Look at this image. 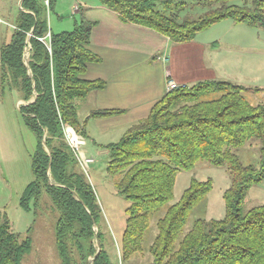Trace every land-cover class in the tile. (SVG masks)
<instances>
[{"label": "trees", "instance_id": "trees-1", "mask_svg": "<svg viewBox=\"0 0 264 264\" xmlns=\"http://www.w3.org/2000/svg\"><path fill=\"white\" fill-rule=\"evenodd\" d=\"M57 0H24L9 40L0 48V81L30 102L20 108L37 136L33 155L34 180L21 196L30 211L45 191L59 211L56 239L61 264H120L104 246L103 215L98 197L80 161L65 138L72 127L83 139L77 102L106 81L86 77L88 64L101 58L91 49L97 22L81 9L75 29L50 28L49 14ZM206 8L198 17L179 20L187 0H100L125 23L147 26L174 42H188L224 19L264 27V0H194ZM162 6V7H160ZM182 9V10H181ZM30 48L28 64L26 49ZM264 90L227 80H206L167 91L150 114L133 123L118 142L109 143L108 172L130 205L121 241L122 261L143 251L152 216L174 198L179 170H192L200 160L227 165L231 186L225 191L226 214L221 219L198 218L185 232L193 208L212 190L213 182L192 178L181 198L167 206L157 221L150 246L151 264H264V204L243 212L251 185L264 180V104H253L247 93ZM117 110H97L104 117ZM50 152L44 147V136ZM250 140L260 142V164H243L233 150ZM86 145V144H85ZM84 150V148H83ZM51 178L53 182L51 183ZM78 195V198L76 197ZM4 218V220H3ZM101 251L97 254L94 240ZM32 239L21 240L0 211V264H23Z\"/></svg>", "mask_w": 264, "mask_h": 264}, {"label": "rangeland", "instance_id": "rangeland-1", "mask_svg": "<svg viewBox=\"0 0 264 264\" xmlns=\"http://www.w3.org/2000/svg\"><path fill=\"white\" fill-rule=\"evenodd\" d=\"M47 1L48 4L49 0ZM75 1L79 5L86 3L93 6L101 3L100 0H57L54 9L49 14L50 28L53 32L71 31L78 25L81 12L73 8ZM3 4L9 5V8H0V48L4 40L10 39L13 32L11 25L14 24L21 10L18 0H0V5ZM205 9L203 4L187 0L182 11L175 9L172 12L178 14V19L182 20L186 15L196 18ZM198 37L211 42L221 40L227 44L239 43L246 52H243L244 54L234 52L233 54L246 58L249 63H246L248 68L245 76L241 74L234 78L239 79V84L244 86L264 89V27H251L245 23H238L234 19H224L203 30ZM235 49L238 48L235 47ZM29 59L30 48H27L25 60L28 62ZM235 62L236 60L233 65ZM247 98L253 104H264V90L249 92ZM35 99L36 94L30 102ZM30 102L21 99L18 90L9 86L4 87L0 81V211L1 215H8L11 230L17 233L21 240L27 237L32 239V249L24 256L23 264H61L56 239V223L60 214L50 196L44 191L39 204L33 206L30 211L25 210L20 203L26 187L34 180L33 155L37 146V136L26 124L20 111L22 106ZM76 135L79 136L77 132ZM122 135L114 137L115 142H118ZM45 137L46 134L43 139L44 147L50 152L47 142L44 141ZM82 141L84 148L86 139L83 138ZM233 150L239 155L243 164L259 166L260 142L258 140H250L244 146ZM82 155L90 156L84 152ZM93 156L90 157L95 161L86 164L87 171L81 162L80 167L85 170L93 185L102 209V223L95 226V232L98 234L100 229L104 231V246L111 259L119 261L120 264H151L153 256L150 253V246L158 233L157 221L165 214L168 205L176 203L181 198L192 178L202 181L210 178L213 188L193 208L186 223L185 232L198 218L221 219L225 217L224 194L232 182L228 166L226 164L214 165L206 160H200L192 170H179L174 198L153 214L150 228L144 237L143 251L134 253L128 261L123 262L121 241L126 228L128 217L126 210L130 205V200L116 187L120 176L111 175L108 172L109 149L106 147L101 152L94 153ZM51 180L53 181V178ZM262 204H264V180L249 188L243 212L247 213L254 206ZM94 245L98 254L101 251L98 237L94 240ZM94 258L95 256L89 257L91 264Z\"/></svg>", "mask_w": 264, "mask_h": 264}, {"label": "crops", "instance_id": "crops-1", "mask_svg": "<svg viewBox=\"0 0 264 264\" xmlns=\"http://www.w3.org/2000/svg\"><path fill=\"white\" fill-rule=\"evenodd\" d=\"M18 2L22 8L21 0ZM73 8L78 12L84 9L88 18L97 22L91 34V49L101 60L88 64L86 77L106 81L104 88L91 91L77 102L79 119L87 122L84 153L91 157L115 142L114 137L124 135L133 123L147 117L168 91L169 80L189 86L206 80L239 84L234 77L245 76L248 68L246 58L233 54L246 52L239 43L200 39L203 31L191 41L174 42L147 26L123 22L102 3L92 6L75 1ZM105 109L118 112L91 117L94 111Z\"/></svg>", "mask_w": 264, "mask_h": 264}, {"label": "built area", "instance_id": "built-area-1", "mask_svg": "<svg viewBox=\"0 0 264 264\" xmlns=\"http://www.w3.org/2000/svg\"><path fill=\"white\" fill-rule=\"evenodd\" d=\"M48 2V1H47ZM180 85L178 83H176L173 80H169L167 82V90H173L177 87H179ZM76 135L75 130L71 127L69 128V126L65 127V138L67 140V142L69 143V145L71 146V148L73 149V151L75 152L76 156L78 157L79 161L81 162L83 168L87 171V167L86 164H90L92 162H94L95 160L91 157L88 156H83V141L82 138Z\"/></svg>", "mask_w": 264, "mask_h": 264}, {"label": "water", "instance_id": "water-1", "mask_svg": "<svg viewBox=\"0 0 264 264\" xmlns=\"http://www.w3.org/2000/svg\"><path fill=\"white\" fill-rule=\"evenodd\" d=\"M24 0H21V4ZM26 63L28 64V62L26 61ZM32 102V101H31ZM45 141V140H44ZM45 143V142H44ZM48 149V148H47ZM51 183H54L52 180H51ZM76 197L78 198V195L76 194Z\"/></svg>", "mask_w": 264, "mask_h": 264}]
</instances>
